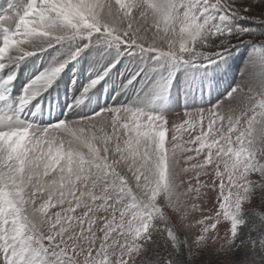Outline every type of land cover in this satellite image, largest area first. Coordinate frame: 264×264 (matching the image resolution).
I'll return each mask as SVG.
<instances>
[{"label": "snow or ice", "instance_id": "obj_1", "mask_svg": "<svg viewBox=\"0 0 264 264\" xmlns=\"http://www.w3.org/2000/svg\"><path fill=\"white\" fill-rule=\"evenodd\" d=\"M134 8L139 17L130 16ZM234 11L228 0H136L127 5L121 0L115 4L112 0H27L14 28L0 43V69L12 50H21L22 56L32 54L23 51L30 40H60L65 32L81 30L103 36L109 44H147L150 51L173 59L194 52L198 43L223 37L213 43L219 51L212 53L220 54L229 46L232 33L221 29L217 18L223 21ZM152 27L157 31L149 36ZM62 67L37 76L22 93L21 103L36 95L31 88L47 83ZM230 97L238 104L226 112L210 110L207 130L201 114L200 134L186 143L199 145L197 156L207 151L190 168L182 167L181 160L187 164L194 157H185L191 149L181 151L177 132L186 126L194 130L195 118L173 125L171 148L166 151L167 122L137 110L110 109L78 121L59 120L35 132L19 119L0 116V264H101L105 257L106 264H129L138 241L161 212L157 197L167 193L171 207H186L183 200L193 192L191 178L188 187L181 188L183 175L189 173L195 174L198 185L201 174L209 176L205 188L216 187L212 172L221 181L219 207L230 221L231 232L220 243L218 236L205 235L208 227H204L194 246L211 240L226 250L236 237L238 213L251 177L258 176L264 183V93L235 89ZM133 180L135 189L129 187ZM38 193L45 203L36 207ZM46 205L60 210L45 217ZM75 209H81L82 215H74ZM101 211L111 215L100 229L102 237L92 227ZM73 220L76 223H68Z\"/></svg>", "mask_w": 264, "mask_h": 264}, {"label": "rangeland", "instance_id": "obj_2", "mask_svg": "<svg viewBox=\"0 0 264 264\" xmlns=\"http://www.w3.org/2000/svg\"><path fill=\"white\" fill-rule=\"evenodd\" d=\"M26 2L27 0H0V43L14 28V21ZM134 2L136 0H121V3L125 5ZM228 2L233 3L235 11L226 14V19L223 21L217 18V24L221 29L230 30L232 34L245 32V34L256 35L253 29L249 30L244 26L250 23L257 27L264 25V2L256 4H252L251 0H228ZM112 3L115 4V0H112ZM123 11L124 9H121V13ZM133 14L139 17L135 8L132 9L130 16ZM239 22L242 24L238 25ZM159 30L163 35L162 22ZM155 31L157 28L152 27L148 35L151 36ZM221 38L223 37L198 43L194 52L185 53L182 58L175 59L150 51L147 44L145 47L109 44L103 36L95 33L89 35L87 30L74 34L65 32L64 38L60 40H30L23 46V51L32 54L22 56L21 50H12L2 61L5 66L0 69V95L4 99L0 100V116L13 117L25 125L32 126L34 123H29L27 117L46 121L44 118L53 119L57 115V121L65 119L73 122L82 118H91L94 114L110 109L137 110L146 116L154 115L167 122L164 129L166 151L171 148L173 125L182 124L185 120L191 123L195 118L197 126L194 130L186 126L184 130L177 132V142L181 151L185 147L191 149L184 154L185 157L186 155L194 157V160L187 164H184L183 159L181 160L182 167L190 168L191 163L202 159L207 151L204 149L200 156H197L195 149L199 145L186 143L200 134L201 114H203L204 128L207 130L210 110L220 108L226 112L230 106L235 107L238 104V100H232L230 97L233 90L239 89L244 93H264V37L257 36L250 40L234 38L235 40L229 41V46L222 53L213 54L212 52L219 51L213 43L218 44ZM163 46L167 48V44ZM77 49H79L78 52ZM74 52L76 54L73 56ZM232 53L238 55L236 61L226 64L225 60ZM185 56H188V60L184 59ZM61 65L63 67L60 71L47 83L31 88L36 95L28 103H21L22 93L29 88L37 76ZM219 66L222 69L221 74L215 72ZM8 77L12 79L9 81ZM93 81H97L96 85L92 83ZM23 105H26V108L21 111L19 107ZM12 111L21 112L16 114ZM7 113L10 114L7 115ZM63 114H67V117L71 114H79L81 117L76 118L74 115L68 120L65 117L63 119ZM48 122H41V125H37L33 131H41L45 126L56 123L48 124ZM216 125H219V121H216ZM108 132L111 133V128ZM221 171H223L222 165ZM189 178L192 181L193 192L190 197L183 200L186 207L181 210L171 207L169 195L162 194L157 197L161 212L154 215L152 220L165 212L174 228L173 231L165 232L166 240L176 247L179 235L190 256L200 257L201 264H209L210 261L238 264L232 260V243L226 250H222L219 243L216 244L211 240L194 246L195 236L200 235L204 227H208V233L204 234L218 236L220 243L226 235L230 236L231 232L230 221L224 217V210L219 207L223 202L219 189L221 181L212 172L211 183H214L216 187L205 188L203 184L209 182V176L201 174L198 185L195 174L189 173L183 175L184 185L181 191L188 187ZM224 179L226 182L227 176ZM129 187L135 189L134 180ZM197 188L199 195H196ZM226 194L227 189H225ZM40 195L37 194L36 207L45 203L44 200L39 199ZM249 204L255 212L264 215V183H261L258 176L251 177L249 191L246 199L241 203L240 211ZM59 210V206L46 205L44 216L47 217L49 213ZM218 214L219 220L216 219ZM74 215H82V210L75 209ZM106 218H111L110 213L106 214L103 211L97 213L92 225L96 229L97 236H103L100 229L105 226ZM116 219H119V213L116 214ZM68 223H76V221H68ZM84 227L87 229V223ZM145 234L138 241L139 247L130 259L137 255L141 247L140 241ZM107 259L105 257L101 264H106Z\"/></svg>", "mask_w": 264, "mask_h": 264}, {"label": "trees", "instance_id": "obj_3", "mask_svg": "<svg viewBox=\"0 0 264 264\" xmlns=\"http://www.w3.org/2000/svg\"><path fill=\"white\" fill-rule=\"evenodd\" d=\"M235 20H238V18H235ZM241 24L242 22H239L238 25ZM244 27H248L249 30L253 29L254 33L257 34L233 33L230 42L235 39L250 40L257 36L264 37V25L257 27L250 23ZM184 59L188 60V56H185ZM238 220L237 234L231 247L232 260L238 264H245L246 262L247 264L248 262H250L249 264H263L264 215L255 212L249 204L239 212ZM167 230L173 231L174 228L164 212V214L150 222L148 231L140 241L141 247L137 255L130 259L129 264H201L200 257L190 256L182 240L179 239V235L177 238L178 244L173 247L165 238ZM209 264H222V262L210 261Z\"/></svg>", "mask_w": 264, "mask_h": 264}, {"label": "bare ground", "instance_id": "obj_4", "mask_svg": "<svg viewBox=\"0 0 264 264\" xmlns=\"http://www.w3.org/2000/svg\"><path fill=\"white\" fill-rule=\"evenodd\" d=\"M237 57H238V55L236 54V53H232L231 55H229L228 57H227V59L225 60V63L226 64H228L229 62H231V61H236V59H237ZM223 66H224V64H223ZM221 67L219 66L218 68H216L215 69V72L216 73H220L221 74ZM112 74H113V72H112ZM95 85H96V83H95ZM208 85V84H207ZM94 86V85H93ZM28 87V86H27ZM35 88V87H34ZM40 88V87H39ZM43 88V87H42ZM93 88H95V87H93ZM38 89V88H37ZM41 89V88H40ZM39 89V90H40ZM47 93V92H46ZM44 96H46V94H44ZM40 98V97H39ZM60 103V102H59ZM62 104H64V103H62ZM23 108H26V106L25 105H23L22 106V109ZM8 110V109H7ZM6 110V111H7ZM4 111V110H3ZM11 111V110H10ZM87 111V110H86ZM74 112V111H73ZM1 113V112H0ZM75 113V112H74ZM8 114H10V113H7V115ZM62 114V113H61ZM80 114V113H79ZM71 114V116H68L67 117V114H63V119H64V117L65 118H67L68 120L69 119H72L73 117H74V115H75V117L76 118H79V117H81L80 115H82V114ZM1 115V114H0ZM4 116V115H3ZM84 116V115H83ZM60 117H62V115H60ZM59 117V118H60ZM28 121H29V123H34L32 126H31V128H32V130H34V129H36V127H37V125H41V122H43V123H46V121H42V119L41 120H39L38 118H36V117H27L26 118ZM57 119H58V117H57V115L54 117V120L52 121V119L50 120V122H48V124H51L52 122H57ZM65 120V119H64ZM47 127H49V126H45V128H47ZM45 128H43V129H45ZM31 133V132H30ZM63 135H66V134H62V133H60L59 134V136H63ZM99 147H103V144H102V142H101V144L100 145H98ZM85 151H86V149H85ZM119 170V169H118Z\"/></svg>", "mask_w": 264, "mask_h": 264}]
</instances>
